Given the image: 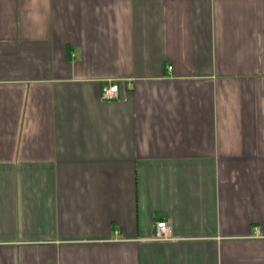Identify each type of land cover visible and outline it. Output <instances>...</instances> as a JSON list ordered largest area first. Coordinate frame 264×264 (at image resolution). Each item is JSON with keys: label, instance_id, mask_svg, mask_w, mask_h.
I'll list each match as a JSON object with an SVG mask.
<instances>
[{"label": "crops", "instance_id": "0c3cea01", "mask_svg": "<svg viewBox=\"0 0 264 264\" xmlns=\"http://www.w3.org/2000/svg\"><path fill=\"white\" fill-rule=\"evenodd\" d=\"M0 264H264V0H0Z\"/></svg>", "mask_w": 264, "mask_h": 264}, {"label": "built area", "instance_id": "2783aa9c", "mask_svg": "<svg viewBox=\"0 0 264 264\" xmlns=\"http://www.w3.org/2000/svg\"><path fill=\"white\" fill-rule=\"evenodd\" d=\"M170 69V67H168ZM118 96V87L115 83H110L103 86L101 97L106 100H112ZM170 238V228L167 222L158 221L154 225L153 240L164 241Z\"/></svg>", "mask_w": 264, "mask_h": 264}]
</instances>
